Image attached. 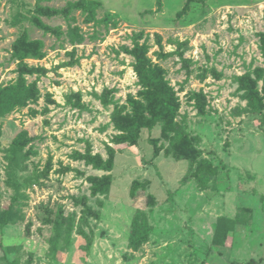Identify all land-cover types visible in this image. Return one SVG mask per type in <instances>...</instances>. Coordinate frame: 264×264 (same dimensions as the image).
<instances>
[{"label": "rangeland", "instance_id": "rangeland-1", "mask_svg": "<svg viewBox=\"0 0 264 264\" xmlns=\"http://www.w3.org/2000/svg\"><path fill=\"white\" fill-rule=\"evenodd\" d=\"M261 47L264 0H0V94L37 91L0 115V264H264Z\"/></svg>", "mask_w": 264, "mask_h": 264}, {"label": "trees", "instance_id": "trees-1", "mask_svg": "<svg viewBox=\"0 0 264 264\" xmlns=\"http://www.w3.org/2000/svg\"><path fill=\"white\" fill-rule=\"evenodd\" d=\"M98 6L97 2H82L80 4V8L82 11L88 13V17L90 16V20L93 19V9ZM25 38L21 37L19 38L15 44H14V50H13V56L17 60H22L26 54H28L29 45L26 44ZM39 49L36 48V53H33V56L40 57V54L38 53ZM262 54L264 56V48L261 47ZM137 57V55H135ZM153 69L149 68L150 76L152 77L153 84L155 86H158V76L156 74V71H152ZM140 72V71H139ZM144 74V73H142ZM140 74V78L142 80H145V76ZM237 82L239 84V91H243L245 94V100H246V106L249 110H251L253 113L260 116V129L264 132V115L262 113L263 103L264 100V82H263V89H262V97L259 96V92L256 88H253L249 85L247 77L244 78V80L237 79ZM37 93L36 89L33 86L26 87L23 80L20 79L17 84L13 87H10L6 94H0V115H3L6 113L8 107L14 105V104H21L23 100L27 99L30 96H35ZM131 133L134 139L138 137L139 130L136 126L131 127ZM10 213H4L3 215H0V224L3 226L6 223L10 221ZM219 222L222 224L229 223L228 227H226L221 232V238L219 239L220 243L225 238L226 232L233 229V220H226L224 218L219 219ZM145 235V232L142 229L136 228L134 234L130 238V245L135 247L136 243L143 239ZM218 243V241L215 240V244ZM219 243V244H220ZM248 264H258L254 261H249Z\"/></svg>", "mask_w": 264, "mask_h": 264}]
</instances>
